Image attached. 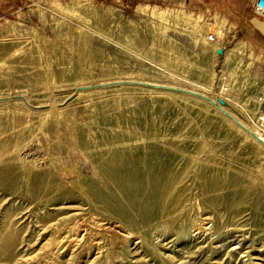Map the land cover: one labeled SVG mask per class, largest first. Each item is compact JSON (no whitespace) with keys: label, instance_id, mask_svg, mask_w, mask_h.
<instances>
[{"label":"rangeland","instance_id":"1","mask_svg":"<svg viewBox=\"0 0 264 264\" xmlns=\"http://www.w3.org/2000/svg\"><path fill=\"white\" fill-rule=\"evenodd\" d=\"M252 4L0 0V264H264Z\"/></svg>","mask_w":264,"mask_h":264},{"label":"bare ground","instance_id":"2","mask_svg":"<svg viewBox=\"0 0 264 264\" xmlns=\"http://www.w3.org/2000/svg\"><path fill=\"white\" fill-rule=\"evenodd\" d=\"M251 23L253 24V26L258 29L263 35H264V21L263 20H260L258 18H253L251 20ZM219 37L218 34H208L207 35V39H214L216 40L217 38ZM197 41V40H196ZM212 100V99H211ZM212 103L213 100H212ZM260 136V135H259ZM264 136V135H263ZM182 215V214H181ZM84 219V218H83ZM86 219V218H85ZM95 219V218H94ZM79 223V222H78ZM77 223V224H78ZM85 223V222H84ZM83 222L82 223H79V229H78V233H77V237H81L83 238V236H85L88 232V226H86V224H84ZM96 229V228H95ZM101 230V229H100ZM106 234H109L111 236H116L120 241H127L131 238V235L124 231L122 229V227L118 226V225H115L113 227L111 226H108V227H104L102 229ZM91 234V233H90ZM95 235H98V232H95L94 233ZM69 238V237H68ZM97 238H99L97 236ZM81 240V238H79ZM94 239V238H93ZM74 241V240H73ZM67 244V243H66ZM75 248V247H74ZM100 253V252H99Z\"/></svg>","mask_w":264,"mask_h":264},{"label":"built area","instance_id":"3","mask_svg":"<svg viewBox=\"0 0 264 264\" xmlns=\"http://www.w3.org/2000/svg\"><path fill=\"white\" fill-rule=\"evenodd\" d=\"M252 7L254 14L259 18L264 19V0H253ZM260 120L264 130V114L261 116Z\"/></svg>","mask_w":264,"mask_h":264},{"label":"water","instance_id":"4","mask_svg":"<svg viewBox=\"0 0 264 264\" xmlns=\"http://www.w3.org/2000/svg\"><path fill=\"white\" fill-rule=\"evenodd\" d=\"M216 53L218 54V55H223L224 54V49L223 48H218L217 50H216ZM220 101L221 102H223L221 99H220Z\"/></svg>","mask_w":264,"mask_h":264}]
</instances>
